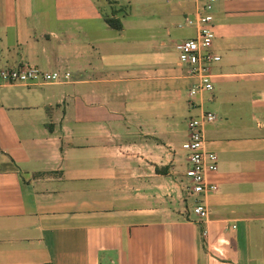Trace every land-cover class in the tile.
Masks as SVG:
<instances>
[{
  "label": "crops",
  "instance_id": "crops-1",
  "mask_svg": "<svg viewBox=\"0 0 264 264\" xmlns=\"http://www.w3.org/2000/svg\"><path fill=\"white\" fill-rule=\"evenodd\" d=\"M194 9L0 0V67L70 73L0 84V264H264V0L214 9L221 59L202 100L219 188L204 196L187 189L183 143L200 107L177 51L196 34Z\"/></svg>",
  "mask_w": 264,
  "mask_h": 264
},
{
  "label": "built area",
  "instance_id": "built-area-1",
  "mask_svg": "<svg viewBox=\"0 0 264 264\" xmlns=\"http://www.w3.org/2000/svg\"><path fill=\"white\" fill-rule=\"evenodd\" d=\"M218 2L219 0H194V13L186 17V22L195 26L196 34L177 44L180 63L186 66L187 75L195 78L189 89L192 104L200 107V111L189 118V135L183 143L189 162L186 175L190 182L187 189L189 194L194 196H204L219 188L215 181L210 180V176L218 172V155L205 149L204 135L205 125L214 121L216 114L205 109L202 100L206 93L214 90L212 65L221 59V56L211 49L216 35L214 9ZM69 75V72L49 71L37 65L0 67V84L61 82ZM193 209L200 218L209 217V206L204 200L197 199Z\"/></svg>",
  "mask_w": 264,
  "mask_h": 264
},
{
  "label": "trees",
  "instance_id": "trees-1",
  "mask_svg": "<svg viewBox=\"0 0 264 264\" xmlns=\"http://www.w3.org/2000/svg\"><path fill=\"white\" fill-rule=\"evenodd\" d=\"M107 22L114 28H118V29L122 28V23L117 18L108 17L107 18ZM41 264H55V263H53V262H45V263H41Z\"/></svg>",
  "mask_w": 264,
  "mask_h": 264
},
{
  "label": "rangeland",
  "instance_id": "rangeland-1",
  "mask_svg": "<svg viewBox=\"0 0 264 264\" xmlns=\"http://www.w3.org/2000/svg\"><path fill=\"white\" fill-rule=\"evenodd\" d=\"M187 36L186 35H184L183 37H181V39H184V38H186ZM186 133L188 134V128H187V131H186ZM181 145H182V142H181Z\"/></svg>",
  "mask_w": 264,
  "mask_h": 264
}]
</instances>
